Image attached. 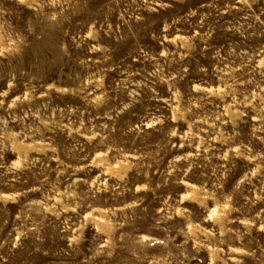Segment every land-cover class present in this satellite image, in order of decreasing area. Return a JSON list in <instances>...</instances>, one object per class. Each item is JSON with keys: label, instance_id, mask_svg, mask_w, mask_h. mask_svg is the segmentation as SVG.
I'll return each instance as SVG.
<instances>
[{"label": "rangeland", "instance_id": "1", "mask_svg": "<svg viewBox=\"0 0 264 264\" xmlns=\"http://www.w3.org/2000/svg\"><path fill=\"white\" fill-rule=\"evenodd\" d=\"M209 2L193 0L192 6ZM107 5L108 0H93L88 10L74 18L70 27L50 30L41 40L33 39L31 47L23 53L22 67L29 78L35 77L32 84L37 89L38 99L31 103L25 101L22 105L18 103L13 112L22 116L30 108L31 113H38V116L30 114L27 119L18 121L0 110V116L9 120L7 126L0 124V137H4V143H0V163L6 169L15 161H23L25 155L29 162L35 163L22 170L21 181L12 179V174H9L0 182V192L5 196H13L18 191L27 192V195L18 196L16 202L8 200L5 204L0 200V235L6 239L8 233L24 224L27 217V226L37 230L41 236V241L35 246L28 245L31 254L26 252L23 257L28 264H257L249 253L256 251L257 242L264 246V231L260 230L264 225V161L257 157V153H264V130L257 131L255 137L252 130L260 129L261 125L254 108H259L261 103L256 97L264 96L256 84L264 87V83H261L259 70L254 69L259 63L257 52L264 44V37L245 41L238 34L234 36L223 31L227 22L235 23L239 15L233 10L224 12L223 16H215V9L226 7V0H216L215 8L202 11L213 13L210 22L217 30L208 41L206 51L203 43L197 41L196 51L183 61L188 72L183 80L178 77L176 86L181 95L174 97L167 84L150 83L155 92H149L147 88L137 89L136 82L148 78V73L154 70V62L140 54L135 39L120 44L108 61L103 59L106 53L89 51L92 45L97 44L87 36L89 26L99 18L96 22L99 29ZM126 7L122 4L109 17L114 25L119 12ZM0 8L4 10L0 21L8 31L25 29L29 17L36 11L27 4L17 3V0H0ZM153 17L159 32L162 29L160 17L155 13ZM8 25L12 28L9 29ZM177 27L181 28L178 35L189 34L192 30L191 25L183 23ZM61 43L68 45L67 54L61 50ZM100 43L106 47L117 46V41L103 31ZM140 46L149 56L158 55L164 48L172 52L177 49L176 44L167 41L161 44L147 35L140 40ZM230 47H236L237 55L229 54ZM216 49H220V58L214 56ZM183 51L185 49L181 48ZM241 51L249 58L241 57ZM81 60L88 63L82 65ZM198 65L206 67L208 72L198 71ZM183 67L173 63L165 68V72H182ZM129 71L135 73L131 76L130 88L140 91L142 103L134 105L115 120L117 132L107 136V148L99 143L100 137L89 143L84 129L79 134L73 131L69 136V129L60 127L70 121L78 126L81 119L87 128L98 129L104 123L111 127L113 122L108 121L104 114L115 102L113 89L116 83L129 79ZM101 75L102 89L90 79L95 77L98 81ZM154 79L148 78L149 81ZM193 82L204 91H194ZM48 85L55 87L50 89ZM6 87V82L0 81V90H6ZM18 88L20 90L9 93L6 104L15 95H22L23 84ZM57 89L68 91L59 92ZM103 91H108L113 100L99 108L87 103L88 98L99 96ZM233 92L236 101L241 103L234 104ZM121 98L125 102L130 99L127 98V89ZM246 98H250L248 104L243 103ZM177 107L182 112L191 107L192 111L185 112L183 119L168 120L167 117L172 116ZM149 112L166 118L163 127L156 125L160 131L148 129L147 136L127 131L128 124H139ZM234 113L243 115L237 119ZM169 126L176 129L175 137L166 135ZM234 127L241 135L232 139ZM158 144L160 148H157ZM242 144L248 146L251 156L244 151ZM53 147L57 149L55 153L51 151ZM237 147L244 155L237 156L234 151H229ZM103 152L108 153L107 160L100 156ZM141 156L143 160L138 161ZM225 156L228 158L224 159ZM177 157L187 159H175ZM113 164H119L116 170L109 169ZM170 164L175 171L164 184L161 173H166ZM83 165L90 167L74 172L75 168ZM221 167L231 169L228 181L223 185L214 175ZM5 169H0V172ZM125 171L128 187L148 178L152 181L151 188L158 183L161 187L155 192L133 194L127 190L124 181L118 180V175ZM251 172L256 173L251 177V183L244 180L240 188L235 189L236 182ZM97 176L99 180L96 183L101 190L98 194H90L91 181ZM104 181H107L108 192L103 191ZM29 188L32 191H28ZM229 195L232 196L229 207L222 208L224 197ZM82 201H86L84 208L87 211L97 209L93 212L96 224L89 223L85 229L82 251L70 253L68 241L61 239V235L71 234L72 225L79 224L78 215L86 212L80 208L76 212L63 211L59 220L54 212L61 205ZM88 204L92 208H88ZM126 204H135V207L126 208ZM17 216H20L19 220ZM65 219L69 223L67 233L62 232ZM102 227L104 230L98 232L97 229ZM106 231L110 232L116 245L112 257L107 256L111 249L105 247L94 260H88L87 257H91L108 239ZM141 237L148 238L143 247L135 243Z\"/></svg>", "mask_w": 264, "mask_h": 264}, {"label": "clouds", "instance_id": "2", "mask_svg": "<svg viewBox=\"0 0 264 264\" xmlns=\"http://www.w3.org/2000/svg\"><path fill=\"white\" fill-rule=\"evenodd\" d=\"M19 4H27L29 8L35 9L33 16L29 17L27 21V26L22 31L12 30L8 31L4 28V23L0 21V81H4L7 84L6 90H0V110L7 112V115L18 121H23L28 118V116L36 115L38 113H31L29 108L28 112H24L22 116H16L13 112V109L17 108L18 103L24 104L25 101L31 103V101L38 99L36 92V87L32 84V80L35 77L29 78V74L26 73L23 69L24 57L23 53L26 49L30 48L32 45V40H41L48 35L50 30L56 28H62L64 26H71L75 17H77L82 11L88 10L89 6L93 3V0H17ZM216 0H210L209 3L199 4L198 7H193V0H108L107 12L103 14V23H100L99 29L96 27V22H92L89 26L87 36L91 37L93 40L97 41V44L92 45L89 48L90 52H104L106 55L103 57L104 61L112 59V55L117 50L120 44L126 43L129 39H135L136 46L139 47L140 54L144 55L148 59L154 62V70L148 73V78H155L154 80L149 81L148 78L142 81L136 82L137 89L147 88L149 92H155V87H150L155 84H167L168 90L173 92L174 97H179L181 95L179 88L176 86L178 83V77L180 80H183L185 74L188 72L187 67H183V61L188 57L192 56L197 49V41H200L204 45L203 50L208 49V41L212 39L217 28L214 26L210 20L213 18V13L211 11H202L205 8L213 9L215 8ZM122 4L127 5L124 11H120L115 22L109 20V17L117 12ZM236 10L239 15V19L235 23L228 21L227 26L223 27V31L227 33H232L234 36L238 34L240 37L244 38L245 41H251L256 37H264V0H226V7L223 9H215V16H223L224 12H232ZM3 9L0 8V16L3 15ZM158 14L160 21L162 23V29L158 32L156 30V19L153 17V14ZM199 13V15H198ZM193 18H196L194 21ZM208 21V23H206ZM191 25L192 30L189 34H179L181 33V28L177 27L181 24ZM8 28L11 29L12 26L8 25ZM172 30L171 32L169 30ZM101 31L105 35H111L116 41V47H106L100 43L101 40ZM67 35V33H65ZM150 36L153 41H158L163 44L164 41H167L169 44H176L177 49L175 52H172L168 48H164L158 52V55L149 56L145 52L144 47L140 46V40L144 36ZM169 36H172V39L169 40ZM75 39V37H73ZM79 45H77L78 47ZM61 50L64 53H68V45L61 43ZM181 48L185 51L181 52ZM230 55H237L236 47H230ZM241 57L248 59V54L241 51L239 53ZM214 56L220 58V49L214 51ZM259 56V63L256 65L255 70H259V75L261 78V83H264V44L261 45L259 51L257 52ZM177 57L179 59H177ZM135 59V57H133ZM161 59L163 63H161ZM80 63L87 64L86 60H81ZM177 63L181 64L183 67L182 72L168 71L165 72L166 67H170L171 64ZM198 71L207 73L208 69L203 65H198ZM235 71V70H229ZM135 73L128 72L127 75L129 79L121 80L116 83V87L113 89L115 93V102L113 106L105 111V117L108 121H112V126L110 127L108 123L99 125V128L96 127L87 128L84 121L79 120L78 126L73 122H69L67 125H60L62 128L69 129V136L72 135V132L81 133V129H84L88 135L87 140L91 143L97 137H100L99 143L108 147L105 144L107 136L117 132V126L115 120L121 117L122 114L127 113L134 105L141 104L142 101L140 98V91L132 90L130 88L131 76ZM123 75V72H122ZM94 83H96L97 88H103V76H100V79L97 81L95 77L90 78ZM27 81V82H25ZM238 83V81H237ZM251 83V81H250ZM23 84L24 91L22 95H15L11 99L10 103L6 104V99L9 97V93H13L14 90H20L19 85ZM55 85H48V88H54ZM231 88L232 85H229ZM256 87L260 92H264V87H261V84H256ZM192 88L194 91H204L200 88L199 84L193 82ZM127 89V98H130L125 102V99L121 98L124 90ZM59 92H67L68 89H57ZM215 94V93H214ZM260 99L259 108H254L257 111V115L261 121L260 129L253 128L252 135L255 137L257 131L264 130V96L256 97ZM203 99V98H202ZM113 100V97H110L108 91H103L101 95L95 96L94 98H88L87 103L93 107L99 108L101 105L108 104ZM233 100L235 103H241L236 101L235 93L233 92ZM250 98H246L243 101L244 104H248ZM196 106H199L198 104ZM75 111V110H74ZM159 111V109H157ZM192 108L188 107L182 112L179 107L174 111V114L170 117H167L168 120L175 121L177 119H183L185 112H191ZM243 113H234V116L239 119L242 117ZM165 117L161 115H156L152 112H149L144 116L139 124H128L127 131L135 133L137 136L141 134L147 136L149 135L148 129H156V125H161L162 127L165 124ZM206 122V121H205ZM9 120L4 116H0V124L7 126ZM170 130L167 131L166 135L168 137H175L177 131L174 127L169 126ZM160 131V129H156ZM102 133H107V135H102ZM240 131H237L234 127L232 139L240 137ZM171 141L169 140V143ZM0 143H4V137H0ZM175 147V145H172ZM161 145L158 144L157 148H160ZM183 147V145H181ZM245 152H248L249 156L252 155L251 150L248 149L247 145H241ZM2 151V149H0ZM52 152H56L55 147L51 148ZM108 151H111L108 148ZM229 151H234L235 155L242 156L244 155L241 152L240 147L236 149L230 148ZM107 152H103L100 156L107 160ZM159 155V152L157 153ZM257 157L264 161V153H257ZM227 159L228 157H223ZM247 158V157H246ZM175 159H187V157H177ZM143 157H138V161H142ZM35 161L29 162L25 155L23 161H15L5 169V165L0 163V169H5L3 172H0V182H2L6 177L11 175L12 179L21 181L23 179L21 172L22 170L31 167ZM60 164H63L60 161ZM67 167V166H66ZM90 167V165H83L81 167L75 168L74 172L84 171L85 168ZM234 167V166H233ZM259 168V165L257 166ZM190 171V168L188 169ZM175 169L172 167V164L169 165V170L166 173H161L163 177V183L167 184L168 178L172 176V172ZM231 169L227 167H221L216 175L217 182L220 185H223L228 181L229 172ZM115 175V171L112 172ZM186 174V173H185ZM147 172L145 176L147 177ZM256 175L255 172L247 173L245 176L238 180L235 184V189H239L240 185L244 180H248L251 183V177ZM99 180L97 176L95 180L91 181V188L89 189L90 194H98L101 190L100 185L96 182ZM119 181L125 182V187L127 190L133 194L140 192H155L156 189L161 187V184H156L155 188H151L152 183L151 179L148 178L145 180H139L135 183H132L131 187H128L127 180V171L123 174L118 175ZM11 181L9 180V183ZM75 181L73 182V187L75 186ZM88 183V181H85ZM180 183H183L181 180ZM107 181H104L103 191L108 192ZM28 191H32L31 188ZM21 195H27V192H16L13 196H5L0 192V200H3L5 204L8 200L16 202L17 197ZM141 201L143 198H140ZM225 203L221 205L222 208H228L229 202L232 200V196L224 197ZM33 204L37 201H32ZM86 201L75 203L74 205H61L60 209L54 212V215L59 220V217L63 211L76 212L77 208L82 209L86 212L85 215H78L79 224L72 225L71 234L64 236L60 232H57V235H61V239H67V247L71 252L79 254L82 251L81 245L85 240V229L88 228L89 223H92L93 226L96 224V218L93 215V212L97 209H92V211H87L84 208ZM126 208H133L135 204H126ZM88 208H92L91 204H88ZM238 210V209H236ZM20 219V216H17V220ZM27 217L25 218V223L20 227H16L12 232L8 233L7 238L5 239L0 235V264H28L27 259H23L24 254L27 252L28 255L31 254L28 245L31 244L35 246L37 242L41 241V236L39 232L33 228H29L26 222ZM244 223H250L249 221H244ZM63 229L62 232L67 233L69 230L68 220L65 219L62 221ZM59 227V226H57ZM122 227V225H121ZM104 230V228H98L97 231ZM261 231H264V225H262ZM108 239L104 244H101L97 248L91 257H87L88 260H94L96 256L100 255L104 248L107 247L111 249L107 252V256L112 257L116 245L113 243L110 232L106 231ZM147 237H141L135 241L137 245L141 247L144 246V242L147 240ZM159 243H163L160 241ZM39 250L38 248L36 249ZM239 249H233V251H238ZM259 253V255H257ZM135 255V253H134ZM249 255L253 256L257 261V264H264V246L259 245L257 242L256 251L250 252ZM138 259L140 257H137ZM146 258V257H145Z\"/></svg>", "mask_w": 264, "mask_h": 264}, {"label": "bare ground", "instance_id": "3", "mask_svg": "<svg viewBox=\"0 0 264 264\" xmlns=\"http://www.w3.org/2000/svg\"><path fill=\"white\" fill-rule=\"evenodd\" d=\"M118 165H119V164H113V165H110V166H109V169H115V170H116V169L118 168ZM194 192H196V191H194ZM51 207H52V206H51ZM214 214L217 215L218 212L215 211ZM212 216H213V215H212Z\"/></svg>", "mask_w": 264, "mask_h": 264}]
</instances>
